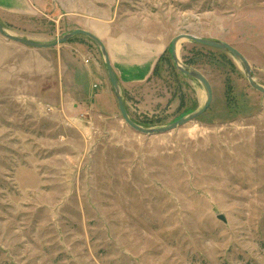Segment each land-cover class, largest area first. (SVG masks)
Wrapping results in <instances>:
<instances>
[{"label":"rangeland","instance_id":"374dc122","mask_svg":"<svg viewBox=\"0 0 264 264\" xmlns=\"http://www.w3.org/2000/svg\"><path fill=\"white\" fill-rule=\"evenodd\" d=\"M106 2L119 24L167 45L147 81L121 88L140 125L167 126L206 102L173 59L182 33L231 44L264 86V0ZM26 10L0 5L5 29L26 38L55 29ZM68 43L61 56L0 33V264H264V94L243 65L179 42L181 63L210 81L212 104L178 129L144 135L116 96L103 106L68 95Z\"/></svg>","mask_w":264,"mask_h":264},{"label":"crops","instance_id":"0c3cea01","mask_svg":"<svg viewBox=\"0 0 264 264\" xmlns=\"http://www.w3.org/2000/svg\"><path fill=\"white\" fill-rule=\"evenodd\" d=\"M85 1L16 0L15 2V0H3L0 5L8 9L17 8L25 14L29 13L26 10L27 7L32 6L41 19L46 17L53 23V25L51 23V27L54 26L55 29H52L51 32H40L44 37H28L34 41H52L49 40V37L60 31L63 32V26L67 28L68 32L85 29L94 33L107 48L121 88L147 81L153 75L159 59L165 52L166 43L161 40L147 39L127 26L119 24L110 8L112 3H107L106 0H96L97 4L93 7L87 5ZM108 9L109 11H107ZM60 11H63V14H60ZM58 46L62 45L59 44L49 50H55L57 55L62 56V49H56ZM66 48L68 59L65 63L63 62L61 73L63 74L65 71L66 80L70 85L68 95L82 99L94 97L96 104L103 106L113 104L116 95L109 78L107 65L105 60L101 59L98 47L86 36L77 35L69 40ZM39 50L47 52L48 49ZM91 52L95 54V61H89L86 64L84 58L88 57Z\"/></svg>","mask_w":264,"mask_h":264},{"label":"water","instance_id":"95a60500","mask_svg":"<svg viewBox=\"0 0 264 264\" xmlns=\"http://www.w3.org/2000/svg\"><path fill=\"white\" fill-rule=\"evenodd\" d=\"M0 33L5 38H7L11 41H14V42H17V43H20V44H23V45H26V46H29L32 48H37V49L53 48L59 44H63V43L68 42L69 40H71L73 37H75L77 35H84L87 38H89L90 40H92L100 48L102 55L105 58L109 78H110L112 87L114 89L115 95L117 97L119 110L121 112V115H122L124 121L126 122V124L129 127L134 129L138 133H141L144 135L162 134V133H167V132H171L175 129H178L179 127H182L183 125L198 119L205 112H207V110L210 108V106L212 104L213 88H212V85H211L210 81L208 80V78L200 70L181 63V61L178 57L177 45L179 44V42H181L183 40H189L191 42H195V43H198V44L206 46V47H210V48H214V49H218V50L228 52L237 62H239L243 65V67L245 69L246 77L248 78L250 86L253 87L255 90L264 94V86L255 81V79L253 78L252 70H251V67L249 65L247 58L238 49H236L231 44L224 42V41H217V40H212L209 38H204V37L196 36V35L189 34V33H182V34L177 35L172 42L173 59L177 65L178 69L182 73H184V74L192 77L193 79L199 81L204 86V88L207 92L206 102L198 110L185 115L184 117L172 122L171 124H169L167 126H163V127H159V128H157V127H144V126L140 125L139 123H137L134 119H132V117L128 113V110H127L126 105H125V101H124L123 96H122L121 85H120L119 79L115 73V70L112 67L107 48H106L104 42L94 33L90 32L88 30H85V29H76V30H73L69 33L62 35L61 37H59L55 40H52L49 42H38V41H34V40L26 38V37L15 35L9 31H7L5 29V27L3 26V24L1 23V21H0ZM220 219L223 221H226V218L222 215L220 216Z\"/></svg>","mask_w":264,"mask_h":264},{"label":"trees","instance_id":"16d2710c","mask_svg":"<svg viewBox=\"0 0 264 264\" xmlns=\"http://www.w3.org/2000/svg\"><path fill=\"white\" fill-rule=\"evenodd\" d=\"M198 44V43H197ZM201 46H203V45H201ZM204 47V46H203ZM206 47V46H205ZM225 52V51H224ZM196 59H194L193 58V60L190 58V59H188V61H187V63H191V64H193V65H196L195 63H196V61H195ZM157 69H155V71H156Z\"/></svg>","mask_w":264,"mask_h":264}]
</instances>
